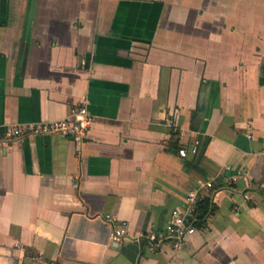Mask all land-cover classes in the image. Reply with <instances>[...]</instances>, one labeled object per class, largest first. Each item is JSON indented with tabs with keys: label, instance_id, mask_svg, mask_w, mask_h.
<instances>
[{
	"label": "crops",
	"instance_id": "obj_1",
	"mask_svg": "<svg viewBox=\"0 0 264 264\" xmlns=\"http://www.w3.org/2000/svg\"><path fill=\"white\" fill-rule=\"evenodd\" d=\"M83 102L80 150L0 136V264H264V0H0V130ZM191 190L208 215L150 250Z\"/></svg>",
	"mask_w": 264,
	"mask_h": 264
},
{
	"label": "built area",
	"instance_id": "obj_2",
	"mask_svg": "<svg viewBox=\"0 0 264 264\" xmlns=\"http://www.w3.org/2000/svg\"><path fill=\"white\" fill-rule=\"evenodd\" d=\"M170 123V122H169ZM92 124L86 103L83 102L72 110L68 117L56 121L43 123L18 124L0 130V136L4 141L12 142L31 136L59 135L72 141L76 150L84 145L88 131ZM200 141L195 140L189 149L182 148L178 151L180 157L185 158L187 154H196L199 150ZM202 187L212 189L213 184L207 181ZM204 200L203 195L197 190L189 191L182 207L171 211L170 217L162 228L149 229L142 238L147 242L152 251H156L160 245L168 243L173 249L182 248L187 236L196 231L197 207ZM105 223L110 227V241L118 243L129 238L128 223L111 216L104 217Z\"/></svg>",
	"mask_w": 264,
	"mask_h": 264
},
{
	"label": "trees",
	"instance_id": "obj_3",
	"mask_svg": "<svg viewBox=\"0 0 264 264\" xmlns=\"http://www.w3.org/2000/svg\"><path fill=\"white\" fill-rule=\"evenodd\" d=\"M208 202L204 199L199 206L197 207V223L196 226L201 224V221L208 215L209 212V207H208Z\"/></svg>",
	"mask_w": 264,
	"mask_h": 264
}]
</instances>
